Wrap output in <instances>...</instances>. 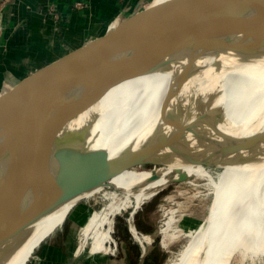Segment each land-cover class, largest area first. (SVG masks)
Segmentation results:
<instances>
[{
  "label": "water",
  "instance_id": "water-1",
  "mask_svg": "<svg viewBox=\"0 0 264 264\" xmlns=\"http://www.w3.org/2000/svg\"><path fill=\"white\" fill-rule=\"evenodd\" d=\"M153 1L72 22L53 33L37 56L15 57L14 71L0 80V264L33 224L77 196L109 185L127 169L162 164L130 163L131 156L86 157V143L95 136L88 142L89 133L75 129L72 113L62 108L66 90L77 84L66 76L264 60V0ZM224 119L222 105L206 109L186 128L172 161L208 166L250 161L240 146L194 154L193 143L211 137L208 129ZM141 151L142 146L133 154ZM186 178L180 173L176 182Z\"/></svg>",
  "mask_w": 264,
  "mask_h": 264
},
{
  "label": "bare ground",
  "instance_id": "bare-ground-1",
  "mask_svg": "<svg viewBox=\"0 0 264 264\" xmlns=\"http://www.w3.org/2000/svg\"><path fill=\"white\" fill-rule=\"evenodd\" d=\"M67 80L77 84L66 90L62 108L72 113L75 129L89 133L88 142L95 136L93 144L86 143V157L93 159L131 156L130 163L159 160L174 153L186 128L206 109L222 105L225 119L208 129L211 137L193 143L194 154L227 153L240 146L241 155L250 161H229L213 172L204 169V164L191 163L183 181L195 187L204 181L213 198L209 215L198 221L177 202L178 207L166 211L167 219L159 229L161 244L169 249L187 238L170 264H244L248 260L257 264L264 258V60L91 70ZM141 146L142 151L133 154ZM171 166L161 164L151 171L127 169L100 187L116 190L109 194L110 202L90 214L77 255L100 257L98 254L110 250L112 242L105 238L100 224L105 220L114 224L121 207L128 208L131 202L175 183L178 171ZM100 188L82 193L33 224L1 264L22 257L52 217L59 225L83 197L94 191L92 197H101L104 189ZM121 193L130 196L119 204Z\"/></svg>",
  "mask_w": 264,
  "mask_h": 264
},
{
  "label": "crops",
  "instance_id": "crops-1",
  "mask_svg": "<svg viewBox=\"0 0 264 264\" xmlns=\"http://www.w3.org/2000/svg\"><path fill=\"white\" fill-rule=\"evenodd\" d=\"M136 1L138 0H0V80H3L7 73L14 71L15 57L18 58L22 54L37 56L43 51V45L51 39L53 33L90 15L101 16L119 7L130 8ZM163 1L165 0H154L152 4ZM77 3L81 5L77 6ZM29 64L24 66V71ZM153 195L131 202L129 208H133L132 214ZM129 196L119 194V204L124 203ZM139 228L150 233L140 234L137 227L131 225V231L140 242L139 248L122 243L120 254L114 259H108L88 254L78 256L71 240L70 225L66 224L65 228L51 236L39 257L41 262L47 261L49 253L55 252L57 256L47 261L48 264H157L158 246L156 237L152 239L155 230L144 229L140 225ZM132 243H135L134 240Z\"/></svg>",
  "mask_w": 264,
  "mask_h": 264
},
{
  "label": "rangeland",
  "instance_id": "rangeland-1",
  "mask_svg": "<svg viewBox=\"0 0 264 264\" xmlns=\"http://www.w3.org/2000/svg\"><path fill=\"white\" fill-rule=\"evenodd\" d=\"M76 74L77 73L66 76L65 80H67L72 76L74 77V75ZM172 158H173V153L172 154L170 153L162 156L159 160L162 162V164L171 163L172 165L171 169L175 171L177 170L178 176L180 173L187 174L189 172L191 163L172 161ZM152 160L154 161V159ZM155 166L158 165L150 164V165H142L137 167H139L138 170L146 169L148 171H151L155 168ZM202 167L208 170L209 172H213V170L217 168V166H208V165H202ZM196 187L192 183L190 184L187 181L175 182L161 189L150 198L146 199L140 205V207L137 208V211H135L134 214H132L133 208L128 207L129 209H127L125 207H121L122 211L120 212V214H117L115 216L114 224L107 222L106 220L100 224L102 225L100 228H102V231L104 232L103 235H105V238L108 237L110 242H112L113 247L110 249L109 252L100 253L98 255L103 258L114 259L120 254L122 243L125 244L127 243L128 245L131 244L130 246H135V248H139L140 242L135 238L133 232L131 231V225H135L139 230L140 234L141 233L150 234V233L142 231L139 228V225L144 229H149V230L153 229L158 231L159 229H161V226L163 225L164 221L167 219L168 215L166 214L167 213L166 211H168L170 208L178 207L179 204H177V202L178 203L182 202L181 204L185 207L186 211L188 213H191L193 216L197 217L199 219L198 221L205 220L207 218V215H209L210 212L209 207H211L213 201L212 194L209 195L207 194L208 190L204 185V181H200L199 185ZM100 190H103L102 192L103 194L101 195V197L100 196L92 197V194L96 192L94 191L83 197L81 200H79L73 206L72 210L68 212L63 224L60 227L56 222H54V217H52L50 221H47L48 226L41 233V235L38 236L33 241H30V243L27 245L25 249L26 252L23 254V256L22 257L20 256L12 264H37L38 262H40V264H48L47 261H50L54 256L56 257L57 254H55V252L49 253L48 255L49 259H47V261L41 262L39 257L40 253L43 251L44 245L47 244V242H49L50 239L52 238L51 236L55 235L56 232H59L61 229L65 228L66 224L70 225V234H71L70 236L73 245L76 249L75 253H77L80 243L82 241L81 238H82L83 226L85 225L89 217L95 212V210L100 209L102 207V203H107L111 201L109 194L113 193L116 189L115 187H105V188H100ZM182 191L183 192L186 191V192L185 194H181L182 195L181 196L179 193ZM172 197H174V199ZM133 240L135 243H132ZM155 240L158 246L157 264H170V262L176 257V255L182 249L183 245L186 243L187 238L184 237L182 240L172 245L173 248L171 247L169 249L164 248L162 246L161 234H159L155 238ZM86 254L83 253L81 256H85ZM236 260H238V258H236ZM256 263L264 264V258H262L261 260H257ZM244 264H252V262L248 260Z\"/></svg>",
  "mask_w": 264,
  "mask_h": 264
},
{
  "label": "built area",
  "instance_id": "built-area-1",
  "mask_svg": "<svg viewBox=\"0 0 264 264\" xmlns=\"http://www.w3.org/2000/svg\"><path fill=\"white\" fill-rule=\"evenodd\" d=\"M4 1L8 2V1H11V0H4ZM78 5H81V3H78Z\"/></svg>",
  "mask_w": 264,
  "mask_h": 264
}]
</instances>
